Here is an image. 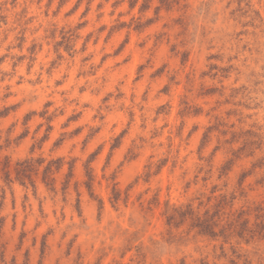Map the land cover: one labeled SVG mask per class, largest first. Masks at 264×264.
<instances>
[{
	"label": "rangeland",
	"instance_id": "obj_1",
	"mask_svg": "<svg viewBox=\"0 0 264 264\" xmlns=\"http://www.w3.org/2000/svg\"><path fill=\"white\" fill-rule=\"evenodd\" d=\"M0 264H264V0H0Z\"/></svg>",
	"mask_w": 264,
	"mask_h": 264
}]
</instances>
